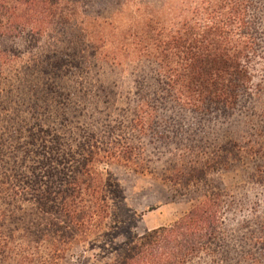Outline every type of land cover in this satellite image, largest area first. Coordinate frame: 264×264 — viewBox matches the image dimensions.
<instances>
[{
  "label": "trees",
  "instance_id": "trees-1",
  "mask_svg": "<svg viewBox=\"0 0 264 264\" xmlns=\"http://www.w3.org/2000/svg\"><path fill=\"white\" fill-rule=\"evenodd\" d=\"M91 2L0 0V264H57L70 238L102 216L94 158L139 168L148 146L170 155L165 177L187 193V212L125 241L116 264H264V208L232 225V202L208 176L229 155L264 157L257 139L216 143L215 132L220 115L250 99L264 0H181L167 20L143 11L123 29V12L103 15L87 9L100 3ZM114 34L120 50L129 42L156 64L157 89L138 94L131 135L105 141L83 118L85 106L98 109L112 91L99 85L104 100L80 99L94 63L117 59L119 50H105ZM32 39L43 45L26 46Z\"/></svg>",
  "mask_w": 264,
  "mask_h": 264
},
{
  "label": "rangeland",
  "instance_id": "rangeland-1",
  "mask_svg": "<svg viewBox=\"0 0 264 264\" xmlns=\"http://www.w3.org/2000/svg\"><path fill=\"white\" fill-rule=\"evenodd\" d=\"M99 1V5H90L87 9H101L103 15L123 12L117 20V28L123 29L124 25H130V21L143 15V11L146 14L162 15L167 20L181 0ZM129 18L132 20L128 21ZM262 29L259 36L260 49L257 50L261 57H256L250 68V99L242 98L244 105L232 115L218 117L215 132L218 131L217 134L222 137L216 143L229 141L238 145H255L254 141L257 139L264 145V23ZM113 38L116 42L108 43L105 50L109 53L112 48L119 50L117 59L113 62L109 54L106 60L98 59L96 64L91 62L94 66L82 77V82L89 89L88 97L80 99L81 104L95 98L100 102L104 100L105 97L97 90L99 85L112 91L107 94V103L100 104L98 109L85 106L87 109L84 118L82 117L88 127L104 130L102 137H107L105 141L118 137L119 134L129 137L132 132L126 126L138 94L148 91V88L150 92L157 89L154 72L156 64L134 53L129 42L124 43L129 48L128 52L120 50L119 48L123 49L121 40L118 41L120 37L114 34ZM42 43L43 40L32 39L26 46H42ZM11 44V41L2 43L8 47ZM13 80L14 78H9L14 84ZM68 82L70 85L74 84L71 80ZM259 86L263 91L258 92ZM97 92L98 97L94 95ZM117 126L121 129H115ZM109 127L115 129L111 134L108 132ZM203 147L207 150L205 157L209 159L212 149L210 146ZM229 156V160L220 163V170L210 171L208 176L211 181L222 184L228 200L232 202L228 217L232 219V225H237L240 221L250 219L254 209L259 211L264 208V157L248 156L242 151L237 157L233 154ZM141 158L144 164L139 168L116 160H105L102 155L94 158L91 169L98 177V191L104 199L102 216L89 230H79L70 238V245L61 253L57 264H116L125 241L154 227L172 223L187 212V193L184 195L165 177L166 160L170 155L156 152L148 146ZM175 160L174 157L172 163Z\"/></svg>",
  "mask_w": 264,
  "mask_h": 264
}]
</instances>
